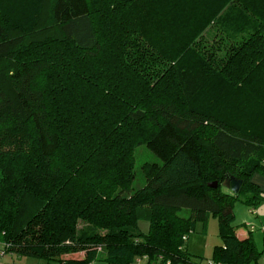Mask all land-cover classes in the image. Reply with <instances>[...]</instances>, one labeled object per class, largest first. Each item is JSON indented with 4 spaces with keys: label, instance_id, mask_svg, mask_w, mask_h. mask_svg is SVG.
Instances as JSON below:
<instances>
[{
    "label": "trees",
    "instance_id": "obj_1",
    "mask_svg": "<svg viewBox=\"0 0 264 264\" xmlns=\"http://www.w3.org/2000/svg\"><path fill=\"white\" fill-rule=\"evenodd\" d=\"M263 159L264 0H0L5 252L200 264L184 244L214 215L212 259L260 264L233 222L264 199Z\"/></svg>",
    "mask_w": 264,
    "mask_h": 264
},
{
    "label": "rangeland",
    "instance_id": "obj_2",
    "mask_svg": "<svg viewBox=\"0 0 264 264\" xmlns=\"http://www.w3.org/2000/svg\"><path fill=\"white\" fill-rule=\"evenodd\" d=\"M135 154V172L136 179L134 185L142 183V166L149 161L157 160L154 153H152L146 145H138L134 150ZM259 173V172H258ZM262 174V173H261ZM264 175V174H263ZM136 187V186H135ZM264 192V191H263ZM251 206L247 205L243 200L238 199L234 202V211L236 213V220L233 222L235 227H238L239 231H254L255 243L258 250H262L264 239L261 232V224H258L257 217L262 216L264 220V199L259 203V214H254L250 210ZM215 218V219H214ZM209 231L203 230V223L198 222L194 232L189 234L188 239L185 241L190 256L194 260L208 261V258L212 257L214 246L222 243V237L219 230V220L217 216L211 215ZM254 223V224H252ZM141 231L147 233L150 228L149 221L146 219H140L138 221ZM208 229V226H207ZM37 259V258H36Z\"/></svg>",
    "mask_w": 264,
    "mask_h": 264
},
{
    "label": "crops",
    "instance_id": "obj_3",
    "mask_svg": "<svg viewBox=\"0 0 264 264\" xmlns=\"http://www.w3.org/2000/svg\"><path fill=\"white\" fill-rule=\"evenodd\" d=\"M252 180L260 186L262 191H264V175L263 174L255 172L252 175ZM250 210L254 214H257V215L259 214L258 208L251 207ZM256 219L258 221V224L260 223L261 226H264V220L262 219V216H258ZM252 224H254V223H252ZM209 228H210V220L208 222L207 231H209ZM260 230H261V232L263 231L262 236L264 239V227H261ZM236 231H237V235L240 238H244V237L248 236V233L250 230L248 232L242 231V230L239 231L238 227H236ZM253 232L254 231H252V234L254 236ZM254 239H255V237H254ZM4 247H5L4 244L0 243V264H59L57 261H48V260L40 259V258L35 257V256L18 255V254H15L13 252H4ZM262 250H264V244H263ZM82 255H83V252H80L78 254V256H80V257H82ZM209 259H212V257L208 258V260ZM197 261L200 262V264H206V261H200V260H197ZM259 263L264 264V254L260 257ZM89 264H107V263L104 259H96ZM132 264H148V258L146 256H137L135 261Z\"/></svg>",
    "mask_w": 264,
    "mask_h": 264
},
{
    "label": "water",
    "instance_id": "obj_4",
    "mask_svg": "<svg viewBox=\"0 0 264 264\" xmlns=\"http://www.w3.org/2000/svg\"><path fill=\"white\" fill-rule=\"evenodd\" d=\"M242 184L243 180L236 178L235 176H230L229 179L223 182V185L234 193H238L240 191ZM210 185L216 187L218 186V181L211 182Z\"/></svg>",
    "mask_w": 264,
    "mask_h": 264
},
{
    "label": "built area",
    "instance_id": "obj_5",
    "mask_svg": "<svg viewBox=\"0 0 264 264\" xmlns=\"http://www.w3.org/2000/svg\"><path fill=\"white\" fill-rule=\"evenodd\" d=\"M264 162V159H263ZM5 252V251H4ZM155 264H173L170 260H166V261H162V262H158ZM206 264H221V263H217L216 261H214L213 259H209Z\"/></svg>",
    "mask_w": 264,
    "mask_h": 264
}]
</instances>
